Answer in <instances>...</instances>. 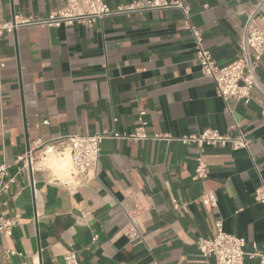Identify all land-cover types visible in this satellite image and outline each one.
I'll return each instance as SVG.
<instances>
[{
  "label": "crops",
  "instance_id": "0c3cea01",
  "mask_svg": "<svg viewBox=\"0 0 264 264\" xmlns=\"http://www.w3.org/2000/svg\"><path fill=\"white\" fill-rule=\"evenodd\" d=\"M111 8L135 0H104ZM172 1V0H169ZM263 0H183L204 47L221 66L241 56L248 14ZM67 0H0V23L41 18ZM13 13L15 18H13ZM264 86V58L258 68ZM231 110V112H230ZM145 112L147 140L106 139L97 179L77 189L50 184L51 173H20L36 141L104 131L132 135ZM234 119L250 153L209 147L210 174L194 181L197 147L154 140L206 129L227 133ZM37 158L41 153L36 154ZM13 180L0 216H20L11 236L0 233V264H217L197 247L216 225L264 253V95L226 103L202 75L193 37L179 9L114 15L92 27L21 26L0 37V165ZM7 180V181H8ZM213 192L218 204L202 202ZM137 229L145 243L133 240ZM14 251L17 255H10ZM245 264H260L246 257Z\"/></svg>",
  "mask_w": 264,
  "mask_h": 264
},
{
  "label": "built area",
  "instance_id": "2783aa9c",
  "mask_svg": "<svg viewBox=\"0 0 264 264\" xmlns=\"http://www.w3.org/2000/svg\"><path fill=\"white\" fill-rule=\"evenodd\" d=\"M165 9H179L183 13V26L193 37L196 49V60L200 65L202 75L214 82L217 94L226 102L249 104L254 90L264 95V86L258 78V68L264 58V0L257 4L248 14L243 29L241 41V56L234 62L221 66L213 58L210 51L204 47L203 35L191 22V10L183 0H135L127 6L111 8L104 0H67L65 7L41 18L16 17L15 23H0V37L4 33H13L21 26H41L62 28L73 26L92 27L99 21L114 15H129L132 13L150 12ZM231 112V110H230ZM146 113L140 112V126L129 136L104 131L95 135H73L52 141L38 140L30 151L18 159L22 163L20 173L32 175L38 171L51 173L50 184L67 189H77L88 185L97 179V172L102 153V143L106 139L127 138L135 141L147 140L150 137L145 132ZM154 140L179 141L183 145L197 147L194 181L208 179L210 170L206 161V151L209 147L231 148L233 151L250 153V140L234 119L227 133L206 129L198 134L184 136L178 139L168 135L155 134ZM41 153L37 158L36 154ZM56 162V167H54ZM43 163V167H38ZM8 166L0 165V204L1 197L6 193L13 180H8ZM8 180V181H7ZM254 198L257 203L264 205V182L255 190ZM202 202L208 209L218 204L215 193L208 192L202 196ZM20 216L6 218L0 216V233L11 236L14 228L20 224ZM217 234L212 238H199L197 247L206 257H214L217 264H245V259H256L264 264V253L254 251L247 253L246 240L227 233L223 223L216 225ZM133 240L145 243V238L137 229L129 231ZM10 255H17L14 251ZM65 264H79L76 251L64 254Z\"/></svg>",
  "mask_w": 264,
  "mask_h": 264
},
{
  "label": "water",
  "instance_id": "95a60500",
  "mask_svg": "<svg viewBox=\"0 0 264 264\" xmlns=\"http://www.w3.org/2000/svg\"><path fill=\"white\" fill-rule=\"evenodd\" d=\"M13 18H15V14L13 13ZM13 23H15V19L13 20ZM30 151V144H28V151ZM30 176H33L32 173L30 172Z\"/></svg>",
  "mask_w": 264,
  "mask_h": 264
},
{
  "label": "bare ground",
  "instance_id": "6f19581e",
  "mask_svg": "<svg viewBox=\"0 0 264 264\" xmlns=\"http://www.w3.org/2000/svg\"><path fill=\"white\" fill-rule=\"evenodd\" d=\"M53 164H54V167H56V162H54ZM43 165H44L43 163H40V164L38 165V167H43Z\"/></svg>",
  "mask_w": 264,
  "mask_h": 264
}]
</instances>
